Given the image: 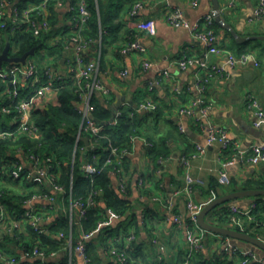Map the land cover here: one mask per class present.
Segmentation results:
<instances>
[{
  "label": "crops",
  "instance_id": "obj_1",
  "mask_svg": "<svg viewBox=\"0 0 264 264\" xmlns=\"http://www.w3.org/2000/svg\"><path fill=\"white\" fill-rule=\"evenodd\" d=\"M134 1L136 0L131 2L128 0L125 10L120 14L122 28L118 33V39H110L106 43L101 41L91 47L87 55L96 60L98 77L111 92L109 99L97 95L101 100L110 102L113 116L125 101L137 105L149 98L158 104V110L138 113L140 114L138 117L141 120V136L148 141L154 139L160 145L167 143L168 148L165 152L168 154L163 157L165 159L163 164L159 166V158L154 159L148 147L137 141L133 153L124 161L121 173L126 181L127 193L130 192L133 212L137 217L132 231L136 233L135 244L142 263L185 264L189 247L187 234L178 229L172 221L174 213L184 218L188 215V197L180 191L186 187H193L194 201L197 210L201 212L206 205L216 199L214 192L210 195L205 194L213 181L216 193L221 196L240 191L231 187L238 188L247 180L264 182V163L255 164L248 161L251 149L264 144V128L255 127L254 111L247 106L246 101L249 94H254L264 107V40L259 38L264 36V19L249 21L258 5L257 0H237L233 5H230L228 0H218L219 10H215L213 0H137L144 4L139 17L154 20L157 28L155 36L137 33L141 43L146 47V60L151 63V67L145 71L140 62L142 59L125 50L132 34L136 33L126 13ZM115 3L119 4L118 1ZM173 8L183 11L190 22L207 14L213 15L219 45L237 56L250 53L258 60V66L249 63L245 67L233 69L227 67V73L223 76L200 73V77L204 78L207 85L205 99L210 105L206 122L228 130L233 147L226 151L219 144L207 145L206 122L202 127L196 121L195 115L181 117L178 114L180 108H186L198 116L199 109L194 108L192 104L193 100L201 95L194 90L196 68L180 70L175 62L185 55L201 58L206 50L187 29L174 28L168 24L167 15ZM54 18L59 29L65 28L68 26L66 24H69L70 13L67 9L57 8ZM58 41L53 48V54L50 55L57 71L65 74L66 65L61 61L69 57L71 51L64 50L63 44L66 42L63 39ZM209 61L218 67L225 64L222 56H212ZM164 71L171 73L173 79L164 80L161 76ZM156 81L160 83L153 85L151 90L149 87ZM174 87L184 91L190 88L193 95H178ZM181 126L185 129L184 133L180 131ZM196 145L204 146L205 154H198ZM193 155L196 156L192 157ZM184 157L191 158L185 163L182 161ZM16 158L23 164L28 174L34 176L29 161L24 156L17 155ZM96 159L99 161V157ZM232 159H235V164L224 166ZM158 169L161 172H158ZM112 176L118 188L121 177ZM6 180L4 183L6 188L17 196H26L40 189L36 182L28 181L21 186L9 178ZM35 194L40 195L36 207L45 217L43 225L51 228L64 212V201L56 195L54 211L45 212V208L53 203L50 202L53 193ZM154 197L160 200L154 201ZM26 200L16 203V207L20 208L19 212L27 211ZM167 201L173 203L172 211L166 208ZM257 202L256 197H246L229 204L249 209ZM259 214L264 217V212ZM206 219L217 227L234 229L227 221H221L216 213ZM10 221L9 217L0 233V249L4 254L0 264H30L39 261L25 255L30 249L27 250L24 246L32 245L33 235L30 226L23 222L15 229ZM118 221V218L114 219L113 224H117ZM203 235L204 247L189 264H213V261H216V264H243V261H246V264H264V250L255 245L205 230ZM155 238L165 244V252L161 255L153 245ZM96 244L103 264H106L105 251L98 245L99 242ZM63 258L64 254H60L50 262L58 264ZM73 259V264H83L77 255H74Z\"/></svg>",
  "mask_w": 264,
  "mask_h": 264
},
{
  "label": "built area",
  "instance_id": "obj_2",
  "mask_svg": "<svg viewBox=\"0 0 264 264\" xmlns=\"http://www.w3.org/2000/svg\"><path fill=\"white\" fill-rule=\"evenodd\" d=\"M237 0H228L230 5H233ZM258 5L254 10L250 22L254 20L264 19V0H257ZM19 0H0V31H5V35L10 31L13 34L22 35L30 34L35 39H39L42 35L48 34L53 29L51 17H53L55 10L67 9L70 13L69 24L65 28H61L55 42L63 39L66 43L63 44L64 50L70 52L69 57H65L66 72L60 74L56 66L52 63L50 54L40 47L36 50L34 56L27 58L25 64L22 63H4L0 69V89L4 85L3 95L9 99V104L3 106L1 113L5 115L14 114L12 118V128H0V141L7 139H14L20 136H26L32 140L40 139V131L33 120V112L36 104L39 101L48 103L53 99L55 93L58 92L59 86L63 84L65 79L70 80L75 86V92L79 97L78 110L82 115L83 124L77 138V143L83 137L89 140V144L83 148L84 153L95 147L97 139L101 136L103 127L97 124L93 118L94 106L91 105L90 100L93 94H98L104 99H109L111 96L110 90L103 84L98 77V65L96 60L87 55V51L96 44L101 43V39L95 40L87 35L89 30V22L91 19V11L88 0H33L24 6L20 5ZM144 7L142 1H136L128 13L129 21H132L134 32L131 40L126 46V52L138 55L142 60L143 70H148L151 63L146 60V47L141 43L137 33H146L149 36L157 34L156 22L154 20H145L139 17V12ZM167 22L174 28H185L191 32L193 38L205 47L204 56L189 57L184 56L175 62V65L180 70L188 68H196V77L194 83V90L201 96L193 100L192 106L199 109V113L190 111L186 108H180L179 116L184 117L190 114L195 115L196 121L204 126V122H208L207 115L210 110V105L205 99L207 92V85L204 78L200 77V73L204 75L216 74L223 76L227 73V67L230 69L237 67L248 66L249 63L258 66V60L253 54L246 53L240 56L233 54L231 51L222 48L219 45L217 33L214 28V17L211 14L204 15L194 22H190L180 9L173 8L167 15ZM70 43V45H68ZM222 56L225 59V64L222 67L210 63L212 56ZM164 80H172V74L164 71L161 74ZM161 80V79H160ZM156 81L149 88L152 90L153 85L159 84ZM175 92L180 94L193 95L192 90L188 88L186 91L179 87H174ZM247 106L254 111L255 127L264 128V107L259 99L254 94L247 96ZM127 111L129 116L133 118L138 113L158 110V104L151 99H146L137 105L130 104L125 101L122 103L120 109L114 114L109 125L115 126L122 113ZM206 122V123H207ZM208 127L207 145L212 146L219 144L223 150H228L233 147V143L229 138V132L224 127H218L210 123L206 124ZM88 136H82V132ZM182 133L185 132L184 127H180ZM137 141L143 142L147 147L152 146L151 143L143 136L136 135L130 138V148L118 149L117 147H109L106 149L109 152L104 166L114 165V170L110 171L111 175L121 177L118 189L121 193L127 194L126 181L122 177V165L124 161L133 153ZM196 152L198 154H205L206 148L201 145H196ZM16 158L17 155L24 156L32 167L34 176L29 175L24 169L20 161H15L12 157H7L4 162V167L1 169V175H8L9 179L17 182L21 186L25 182H36L40 187L46 188L53 196L50 202H53L50 207H46L45 212L54 211V204L56 205L57 198L62 200L68 195L70 201L69 207V221L70 225L73 223H81L82 218L90 210H94L101 206L97 199V192L91 193L85 199L73 200V182L67 191L65 187L57 184V179L61 176V163L53 154L41 156L31 150H26L23 146L17 145L11 148L10 154ZM193 155L192 157H195ZM86 157V156H85ZM189 158H183L182 161L187 163ZM82 160V159H81ZM165 159L159 158V166L163 164ZM251 163H264V144L255 146L251 149V155L248 159ZM235 164V159L228 161L224 166ZM103 168L99 167V161L93 157L92 161L86 160L82 166V176L86 181L93 182L95 177L101 172ZM158 172H161L158 169ZM225 173H223V176ZM2 178H0V182ZM181 194L188 197L186 218L174 213L172 216L173 223L178 229L183 230L187 234L188 251L186 255L185 264H189L195 255L199 253L204 247V230L198 223L199 211L197 210L193 187H186ZM59 196V197H58ZM2 195L0 194V198ZM40 199V195H33L27 199L25 206L27 211L21 212L14 217L9 216V208L0 200V233L3 229L4 223L10 217L11 226L18 229L21 223H27L30 228L38 235H46L52 240L64 239L61 244V251L51 252L47 254L44 249H39L38 245L29 251L25 252L27 258H34L39 260L42 264H50V260L55 259L58 255L64 254L68 260V264H73V256L77 255L81 258L83 264H94L91 254L88 252V244L96 241L98 235L104 228L110 227L114 219L118 216L110 209L105 213H101L103 218L98 222L97 227L92 231H80V235L76 242H73L71 236L65 237L63 234L51 233L50 228L45 227L43 222L45 217L43 212H40L36 203ZM158 197H154V201H159ZM166 208L169 211L173 210L172 202L167 201ZM229 204V203H228ZM228 212V219L230 225L237 231L242 233L247 232V223H255L256 226L261 227L264 224L256 219L253 214L258 208V203H254L249 209H243L236 204H229L226 206ZM131 229L128 234L121 235L118 238L110 240V247L105 254L116 260L119 264H143L140 261L131 260L128 253L132 244L136 241L135 232ZM249 234V233H248ZM264 241V239L260 238ZM121 245V247L117 246ZM157 252L161 255L165 252V244L160 239L153 240ZM123 247V248H122ZM122 248V249H121ZM245 255V254H244ZM246 256V255H245ZM4 254L0 249V261H3ZM131 260V262H129ZM62 261V260H61ZM246 264V261H243Z\"/></svg>",
  "mask_w": 264,
  "mask_h": 264
},
{
  "label": "trees",
  "instance_id": "obj_3",
  "mask_svg": "<svg viewBox=\"0 0 264 264\" xmlns=\"http://www.w3.org/2000/svg\"><path fill=\"white\" fill-rule=\"evenodd\" d=\"M30 1L33 0H19L21 6L26 5ZM115 1H118L119 4H116ZM127 1L128 0H88L91 19L87 35L95 40L100 38L102 43H106V41L110 39H118V33L122 28L120 14L125 10ZM131 1L132 0H130V2ZM136 1H134V3ZM133 4L127 9L126 13H129ZM55 19L53 15V17H51L53 23L51 32L42 35L39 39H35L30 34L17 35L8 31L7 34L11 42L9 55L11 57H21L33 48H37V50L40 49V47L45 49L55 48L57 42H55V39L61 31V29L57 27ZM5 47V31H0V54ZM64 81L65 82L59 86V90L55 93L53 99L49 100L48 103L39 101L35 106L33 120L39 128L40 139L32 140L26 136H20L18 139L14 138L0 141V171L4 167L3 161L7 157H12L15 161H18L17 158L9 154L13 146L20 145L26 150L39 153L41 156L53 154L57 157L61 163V176L56 182L58 185L65 187L67 191L70 188L71 182H73V200L85 199L91 193L97 192V199L101 206L94 210H90L86 216L82 218L80 224L73 223V225H70L69 221L70 201L68 195H66V197L63 198L65 206L64 212L60 214L56 223L50 228V231L56 234L61 233L67 238L71 236L75 243L81 230L86 232L94 230L98 222L103 218L101 213H105L107 209L112 210L118 216V223L115 225L112 223L110 227L104 228L98 235L96 241L90 242L87 245L88 252L91 254L94 264H103L102 256L97 250L98 247L96 243L99 242L98 245H101L106 252L110 247L109 242L111 239L114 240V238L128 234L137 222L136 214L133 212V204L130 201V192L127 194L121 193L115 186L113 176L110 174V171L115 168L114 165L104 166L107 156H109V152H107L106 149L110 146L117 147L118 149L130 148V138L136 135L141 136V120H139L138 117L140 114H136L131 118L129 113L124 110L118 119L117 125H109L113 118V110L110 107V102L101 100L97 94H93L90 100L91 105L94 106L93 118L97 124L103 127V131L101 136L97 139L95 147L84 153L83 148L86 146L85 143L81 140L77 143L81 125L83 124L82 115L78 110L79 97L75 92L74 84L68 79ZM4 89L5 86L3 85L0 89L1 129L12 128L11 122L14 115L13 113L10 115L1 113L2 107L9 104L8 97L3 95ZM82 136L88 135L83 131ZM149 142L152 146H149L148 150L154 159L167 156L168 153L165 152L168 148L167 143L166 145H160L154 139H149ZM93 157H99V167L103 169L91 183L83 178L82 166L86 160L92 161ZM0 178H2L0 182V194L2 197L0 200L3 204L8 206L10 217H14L21 213L18 211L20 208L16 207L17 202L21 203V200L24 201L29 199L35 193L43 195L50 194L46 188L40 187V189L34 190L26 196H17L15 193L10 192L4 184L7 181L6 179L9 178L8 175L3 176L0 174ZM214 184L213 181L210 189H208L205 194L210 195L211 192H214L217 198L221 195L216 193V186ZM231 188L233 190H264V182L247 180L238 188ZM257 200L260 209H257L253 214L259 222L264 224V217L259 214V212H264V197H259ZM214 213L217 214L221 221H227L229 223L228 212L225 205L217 207L210 212L208 216ZM30 231L33 235L31 241L32 245L31 247L25 245V249L29 250L38 245L39 249H44L47 254L54 251H61V244L64 239L52 240L46 235L36 234L32 229H30ZM247 232L253 237L264 239V225L258 227L255 223H247ZM117 246L121 247L119 244H117ZM128 253L130 254L131 260L141 261L135 242L132 244ZM106 256V264H119L109 255ZM131 260H129V262H131ZM30 264L42 263L33 261V263ZM58 264H68L67 259L64 257ZM213 264H216V261H213Z\"/></svg>",
  "mask_w": 264,
  "mask_h": 264
},
{
  "label": "water",
  "instance_id": "obj_4",
  "mask_svg": "<svg viewBox=\"0 0 264 264\" xmlns=\"http://www.w3.org/2000/svg\"><path fill=\"white\" fill-rule=\"evenodd\" d=\"M213 1L215 4V10H219L218 0H213ZM5 38H6V47L3 50V52L0 54V69H2L4 63H10V64L11 63H22V64H25L28 57L35 55L37 48H33L31 51L27 52L26 54H24L21 57H11L9 55L10 49H11V42H10L9 35L6 34ZM259 38L261 40H264V36L259 37ZM61 63L64 65L65 60H62ZM82 141L86 145L89 144V140L86 137H83ZM246 197H256V198L264 197V190H261V189L240 190V191H236V192H232V193L220 196V197L216 198L215 200H213L212 202H210L208 205H206L201 210V212L199 213V217H198V223H199L200 227L205 231L225 235V236L237 239V240L246 241V242H248L252 245H255V246L259 247L260 249L264 250V241L258 237H253L248 233H242V232H239V231H237L235 229H231V228L226 229V228L217 227V226L212 225L209 222H207V219H206L207 215L210 212H212L213 210H215L217 207L225 205V204L230 203V202H234V201L241 199V198H246Z\"/></svg>",
  "mask_w": 264,
  "mask_h": 264
},
{
  "label": "rangeland",
  "instance_id": "obj_5",
  "mask_svg": "<svg viewBox=\"0 0 264 264\" xmlns=\"http://www.w3.org/2000/svg\"><path fill=\"white\" fill-rule=\"evenodd\" d=\"M43 49L47 52V54H53L54 52V50L51 48H47V49L43 48Z\"/></svg>",
  "mask_w": 264,
  "mask_h": 264
}]
</instances>
